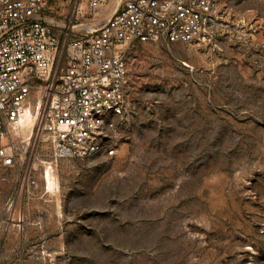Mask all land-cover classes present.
Returning <instances> with one entry per match:
<instances>
[{
    "label": "rangeland",
    "instance_id": "obj_1",
    "mask_svg": "<svg viewBox=\"0 0 264 264\" xmlns=\"http://www.w3.org/2000/svg\"><path fill=\"white\" fill-rule=\"evenodd\" d=\"M224 3L214 42L130 52L114 158L0 165V264H264V1Z\"/></svg>",
    "mask_w": 264,
    "mask_h": 264
},
{
    "label": "built area",
    "instance_id": "obj_2",
    "mask_svg": "<svg viewBox=\"0 0 264 264\" xmlns=\"http://www.w3.org/2000/svg\"><path fill=\"white\" fill-rule=\"evenodd\" d=\"M224 2L0 0V165L17 169L23 143L56 159L114 158L129 112L130 52L214 42L226 24Z\"/></svg>",
    "mask_w": 264,
    "mask_h": 264
},
{
    "label": "bare ground",
    "instance_id": "obj_3",
    "mask_svg": "<svg viewBox=\"0 0 264 264\" xmlns=\"http://www.w3.org/2000/svg\"><path fill=\"white\" fill-rule=\"evenodd\" d=\"M32 125H33V110L28 108L25 112L24 118L21 121V128L19 130V133L21 135H23L22 131L23 130L25 131V129H27L29 131V134H30ZM43 177L45 180L46 190L48 192H51L52 194H55L59 189V185H58L57 179L54 175L52 166H49V167L47 166L46 170L44 171Z\"/></svg>",
    "mask_w": 264,
    "mask_h": 264
}]
</instances>
